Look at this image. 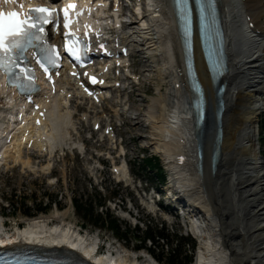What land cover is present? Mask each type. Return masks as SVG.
<instances>
[{
  "label": "bare ground",
  "instance_id": "6f19581e",
  "mask_svg": "<svg viewBox=\"0 0 264 264\" xmlns=\"http://www.w3.org/2000/svg\"><path fill=\"white\" fill-rule=\"evenodd\" d=\"M155 3L161 7L160 15L154 17L152 13L145 12L141 21L133 18L131 24L125 26L131 31V35L124 41L126 43L141 41V48L137 51L132 50L131 56L146 55L148 56L146 64L161 66L163 79L159 81V78L151 76L149 80L158 85L162 97L143 115L144 125L140 122L141 108L137 106L132 109L130 115L123 113L122 117L126 124L134 126L135 133L142 134L144 127L150 129V137L147 138L151 147L164 157L165 163L172 172V185L182 192L192 206L190 211L193 215L189 214V216L192 219L193 229L202 241L197 264H264V159L259 152L256 135L258 120L264 111V102L261 100L264 96V0H221L230 68L229 76L224 82L229 88L225 96L228 103L224 144L226 165L222 170L223 173L216 178L212 169L214 145L218 137V121H215V126L213 122H209L210 130L213 129V132L209 130L208 144L204 145L207 161L202 178L197 156L195 126L191 120L192 113L188 111V107L185 108L189 98L192 97L189 90L183 92L186 82L180 74V69L184 68V55L177 27L172 18V6L170 0H159ZM244 14L253 18L256 30L252 33L246 30ZM142 25L145 29L141 28ZM258 32L259 34L255 36L254 33ZM198 69L208 90V96L211 97L212 115L216 116L217 93L200 46ZM163 83H172L175 87L182 85L183 89L177 90L173 87L171 92L162 95ZM142 84H145L143 79ZM131 97H135V92L130 95ZM54 103L58 104L57 99ZM139 112L141 115H138ZM2 116L0 113V142L5 128ZM72 117L71 112L60 113L61 125L65 119L64 124L67 123L69 126ZM48 124H50L49 120L41 131L47 138L46 143L50 146L53 145L52 141L64 143L67 138L66 133L63 134L64 128H60L63 135L54 137L53 134H47ZM143 137L145 136L142 135L141 138ZM10 149L8 148V151L4 149L2 153L6 160L9 158L15 162L23 161L21 149L18 158L15 159L11 156ZM180 155L187 156V162L183 167L177 160ZM23 164L31 166L30 162ZM123 173L125 175L123 177L126 178L127 174ZM210 175L216 179V182L214 181L216 190H211L207 182ZM214 191L217 192V197ZM44 223L33 222L25 236L45 238L50 244L60 242V239L66 241L72 239L68 232L65 233V237L61 234L59 239L52 234H41L45 232ZM82 245L83 242H79L78 247ZM83 248L86 254L92 257V249L86 245H83ZM123 254H120L121 258ZM121 260L120 264H137L131 256ZM98 262L110 264L105 258L99 259ZM139 264L152 263L142 261Z\"/></svg>",
  "mask_w": 264,
  "mask_h": 264
},
{
  "label": "rangeland",
  "instance_id": "374dc122",
  "mask_svg": "<svg viewBox=\"0 0 264 264\" xmlns=\"http://www.w3.org/2000/svg\"><path fill=\"white\" fill-rule=\"evenodd\" d=\"M135 28H138V26H135ZM138 57L140 58L139 60L140 62L138 61L137 63L143 66L141 68L142 70H145L143 73L144 76H142V79L145 80V84L141 83L140 89L138 88V93L136 91L135 97L130 98L131 100H133L131 107L129 105L126 106L127 104L123 105L122 103L119 106L120 107L126 106L128 111L125 112V115L127 114L130 115L131 112L133 111L132 109L135 106L141 108L142 115L140 114L141 112H139L138 115H141L140 122L144 125L145 117L143 115L146 114L149 107H151L149 105L153 104L157 99L160 100V96L155 95L156 92L155 87L158 85H155L154 82H151L149 80L150 79L149 77L152 76L155 78H159L160 79L159 81H161L163 79L162 76L163 72L161 71V66H159V64L145 63L148 56L140 54L138 55ZM135 69L136 71L140 70V68L138 67ZM163 84L169 85L168 83L166 84L163 83ZM152 88H154V90ZM144 93L148 95H144ZM119 101H120L119 99H116V102ZM109 107L111 108L114 117H117L118 113L123 111V109L122 110L112 109V106H110V104ZM262 116H264V113L262 114ZM76 122L79 123V120H76ZM123 122L125 124V127L120 130H121V134L126 140L125 153L128 155L127 160L130 161L131 163L129 167L135 176L137 175L136 173L139 174L141 173L140 168H143L144 160H146L149 157V155L158 156L159 154L154 150V148L151 147V144L149 143L150 142L149 138H147L150 137L149 128H145V127L143 128L144 134L135 133L134 126H131V124H126L124 117H123ZM116 123L119 125L122 124V121L117 119ZM78 128H79L78 129L79 137H76V139L88 141L90 137L88 133L91 129H87L86 127L82 128L81 126H78ZM142 135H144L145 137L141 138ZM86 145H87V155H85V157L74 152L73 154L67 153L66 156L62 155L59 159H57L56 160L57 163L55 165L56 170L52 176H49L48 175L49 170H46V168H48L47 163L44 160H37L35 157H31V163H33L36 166V169L38 168L37 171L36 169L34 172L31 169L22 168V169H15L8 173H5L2 176L0 183V209L2 210V212H4L5 216L7 217L6 221L9 224L26 223L27 219L24 217L25 209L23 207H25V205L27 204L28 207L32 208L31 211L33 213H36V207L39 206L41 202H44L45 204H49V201L46 197L47 194L51 198L57 197L59 206L63 208L61 213L57 214L56 211L58 208L55 207L56 205L54 204L52 206V211L50 216H56V215L60 216L61 217L60 221L67 225H75V224H78L80 226L85 225L86 226L85 229L88 233L93 231L95 235L98 234L105 238H108L111 243L115 242L114 235L109 231L107 227L105 228L104 226H100L98 228H95L94 220L83 219L84 217L82 215L77 214L72 204L73 199L78 200L80 204H86L88 202H91L92 205L97 208L96 209L97 217H99L98 215H102V218L104 220H109V217L107 216L109 215L119 219L122 226V232L123 234L125 233L124 236H127V238H124L123 240L120 239L121 241L118 243L119 244L118 249H120V251L124 253L125 255L124 258H128L130 255L134 254L133 253L134 248H138L141 245L140 242H136V239H138L139 241H142L144 239L145 237L144 232L146 231V227L145 225H142V227H139L140 230H138V227H135L136 226L135 221H131L126 215L121 214L120 208L121 207L125 209L131 208L129 203V198H132L134 200L133 202L139 207H140V202L137 201L136 199L137 194H130L129 190H126L124 187L117 186L116 182L113 181L112 176L109 173L110 167H108L107 171H105L102 174L101 172H99L98 161H99L100 149L106 150L108 147H106L105 144L102 145L101 143L97 142V140L88 141ZM145 147L150 149L145 151L144 150ZM260 147H261V153L264 157V144L260 143ZM27 158H29V156H27ZM117 158L118 156H115V160H117ZM163 159L162 162L164 161L166 162V160L164 159L163 161ZM162 164L164 165V163ZM145 171L146 174L145 175L142 174L140 177L145 176L143 178H145L148 184L152 183L153 185H156V187H158L157 179L150 174L149 170H145ZM51 178H57L58 179L57 184H53V180L51 181ZM143 178L141 179L143 180ZM211 179H213L212 175H210L207 178V182L210 185L211 190H216L214 184V181L216 179L215 178L213 180ZM101 182H103L102 186H101ZM211 186H213V189ZM160 189L165 190L164 187H160ZM14 192L17 193L18 195L17 198H12L13 196L12 193ZM215 192L216 191H214V194L216 195L215 197H217L218 194L217 192L216 193ZM114 194H117L119 197H116L113 203H108L107 208L99 209L97 207L98 204H103L105 200L112 199V196ZM222 194L223 193H221V195ZM3 197L5 199H12L14 201V205L12 208L9 207L7 203H4L2 205ZM123 200H126V203H122L121 201ZM23 203L26 204L23 205ZM115 204L119 209H115ZM141 208L142 210L144 209L145 211L143 214H140L142 219L145 220V223L149 226V229L158 233L159 230L163 228L162 225H164L163 223L165 220L157 215H150L148 210H146L144 207ZM133 213L135 215H138L136 210H134ZM36 216L38 217V219H42L43 217L37 213ZM148 216L152 218L147 219ZM168 219L169 222L165 223L164 227L168 230V234L170 235L169 238L170 241L174 242L178 234H181V236L190 235L191 233L190 228L185 226V221H187L186 217L178 218V219L169 217ZM195 220H197V218H195ZM127 226L129 228H127ZM195 243L197 246H199V243H197L196 241ZM162 244L163 243L160 242L158 244V247L155 248L150 243H148L146 247L148 249L153 250L155 255L163 260V263L161 264H166L167 263L166 258H168V253L170 252L171 248L166 249L165 245L162 246ZM200 245L202 246V241L200 242ZM161 246L163 247V249L161 248ZM125 248H127L128 251H126ZM186 249H188V247Z\"/></svg>",
  "mask_w": 264,
  "mask_h": 264
},
{
  "label": "snow or ice",
  "instance_id": "6c2138e0",
  "mask_svg": "<svg viewBox=\"0 0 264 264\" xmlns=\"http://www.w3.org/2000/svg\"><path fill=\"white\" fill-rule=\"evenodd\" d=\"M177 2L183 5L185 0H177ZM0 3L15 4L17 0H0ZM19 6L20 8L24 7L23 4ZM76 7V4L73 3L63 9L64 27L69 29V34L66 37L68 39L66 51L70 56L83 63L81 53L84 50L90 51L91 43L90 39L85 42L70 33V10H75ZM201 7L203 9V5ZM57 13V9L44 6L31 9V14H24L23 16L19 11H0V69H3L10 77V83L19 86L22 91L25 90L26 86L18 82L28 81L27 87L31 90L35 81L34 70L30 71L27 66L22 67L19 63L21 60L26 62L27 49L33 46V40H42L47 45L41 47L43 55L38 56L37 60L44 72L48 74V79H53V74L50 72L48 65L50 64L53 68L57 67L60 62V54L53 46L47 44L46 39L39 34L45 33L44 25L52 23ZM77 15H80V13H77ZM99 47L106 51L105 45L101 44ZM72 75L76 76L77 73L73 72ZM91 81L92 83L99 82L95 76L91 77ZM85 90L87 91V89ZM89 95H92V93L89 92ZM29 99L31 100V96H29Z\"/></svg>",
  "mask_w": 264,
  "mask_h": 264
},
{
  "label": "trees",
  "instance_id": "16d2710c",
  "mask_svg": "<svg viewBox=\"0 0 264 264\" xmlns=\"http://www.w3.org/2000/svg\"><path fill=\"white\" fill-rule=\"evenodd\" d=\"M147 164L150 168H159V162L157 163H154L153 160H148L147 161ZM161 178L164 179L161 175ZM77 209L79 211V213H84L85 217L86 218H91L93 219L95 216L94 214V210L92 208V206H84V205H77ZM48 208H41L40 211L43 212V211H47ZM26 215H31V213L28 211V210H25L24 211ZM97 222L96 223H99L101 222L99 219L96 220ZM107 223L104 222L103 225H106ZM111 227L114 231V233L118 234L120 232V227L118 226V223L116 221H112L111 223ZM160 236L161 238L163 239H166L167 236L161 232V233H155L153 231H150L149 233L146 234V239H152V240H155L156 237ZM183 243L181 244V248L180 249H175V250H172L171 254L169 255L168 257V262L169 264H182V261H181V257L183 256ZM185 261H187V264L191 263L192 262V257H189V256H185Z\"/></svg>",
  "mask_w": 264,
  "mask_h": 264
},
{
  "label": "water",
  "instance_id": "95a60500",
  "mask_svg": "<svg viewBox=\"0 0 264 264\" xmlns=\"http://www.w3.org/2000/svg\"><path fill=\"white\" fill-rule=\"evenodd\" d=\"M222 108H223L222 110L224 111V108H225V107L222 106ZM221 156H222V153H221V145H220V146H219V158H218V159H219V163L221 162ZM220 164H221V163H220ZM220 164H219V165H220Z\"/></svg>",
  "mask_w": 264,
  "mask_h": 264
}]
</instances>
